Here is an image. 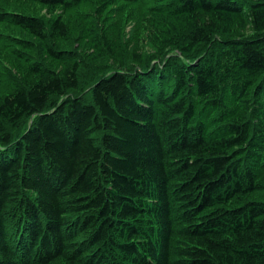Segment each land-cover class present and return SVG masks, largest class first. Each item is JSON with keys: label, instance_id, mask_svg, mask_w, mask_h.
Here are the masks:
<instances>
[{"label": "trees", "instance_id": "trees-1", "mask_svg": "<svg viewBox=\"0 0 264 264\" xmlns=\"http://www.w3.org/2000/svg\"><path fill=\"white\" fill-rule=\"evenodd\" d=\"M25 1L46 16L0 12L31 39L0 66V264H264V0Z\"/></svg>", "mask_w": 264, "mask_h": 264}, {"label": "rangeland", "instance_id": "rangeland-1", "mask_svg": "<svg viewBox=\"0 0 264 264\" xmlns=\"http://www.w3.org/2000/svg\"><path fill=\"white\" fill-rule=\"evenodd\" d=\"M0 12H8V13H25L27 15L35 14L36 16L42 18L43 16H46V9L41 7L38 4L30 3L25 0H0ZM131 32V27L127 25L125 29V33L129 34ZM0 66L2 65L7 48L10 45L13 48L16 47L17 44H14L12 42V39H15V41L20 40L19 38H23L25 40L30 39L27 35H25L23 32L9 27L5 24H0ZM31 40V39H30ZM145 53L146 56L149 57V60L151 62H158L164 58H169L172 55H179V51L173 49V48H156L151 46L148 42H145ZM72 51H73V47ZM71 50V49H70ZM206 49H202V52H204ZM85 56V54H84ZM131 60L128 59L127 62H130ZM5 64V62H4ZM88 74H86L87 78L89 80L93 79V76H91L90 73H92L94 76H102L104 74H109L112 71H116L118 68V65H116L111 59L104 58L100 62L96 63H88ZM6 83H0V90H8V86H6ZM91 86L90 83H88V87ZM33 123V118L28 120L27 123H24L23 127L19 129L16 132L17 137L22 135L25 130Z\"/></svg>", "mask_w": 264, "mask_h": 264}, {"label": "bare ground", "instance_id": "bare-ground-1", "mask_svg": "<svg viewBox=\"0 0 264 264\" xmlns=\"http://www.w3.org/2000/svg\"><path fill=\"white\" fill-rule=\"evenodd\" d=\"M14 218V217H13ZM27 220V219H26ZM26 223V222H25ZM31 244V243H30Z\"/></svg>", "mask_w": 264, "mask_h": 264}]
</instances>
